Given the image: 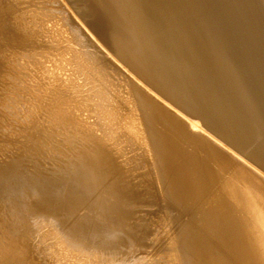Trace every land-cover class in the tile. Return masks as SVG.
Wrapping results in <instances>:
<instances>
[{"label":"bare ground","instance_id":"1","mask_svg":"<svg viewBox=\"0 0 264 264\" xmlns=\"http://www.w3.org/2000/svg\"><path fill=\"white\" fill-rule=\"evenodd\" d=\"M251 3L0 0V220L40 263L264 264Z\"/></svg>","mask_w":264,"mask_h":264},{"label":"rangeland","instance_id":"2","mask_svg":"<svg viewBox=\"0 0 264 264\" xmlns=\"http://www.w3.org/2000/svg\"><path fill=\"white\" fill-rule=\"evenodd\" d=\"M262 1V2H261ZM257 0V2L253 3V0H247V2H252L253 10L256 12L254 13V17L256 18V25L258 27L259 33L261 35L264 33V20H263V14L261 8L264 10V0ZM264 37V34H263ZM155 97V96H154ZM157 100L162 102L160 99L155 97ZM62 124V123H61ZM39 128L40 127H45L47 125V122L43 117H41V113L39 111ZM203 135H207L204 132H201ZM121 145V144H120ZM123 146V144H122ZM224 151H226L225 147H222ZM227 152V151H226ZM231 157H234L236 159V154H232ZM240 160V159H239ZM97 162L96 160H94ZM98 163V162H97ZM97 163H95L97 165ZM240 163L243 164L244 166L246 165L250 169L254 170L252 166L247 164L246 161L240 160ZM99 170H102L101 167H98ZM190 178H192V171H188L187 174ZM102 181L101 177H98V175L95 176V179L93 181L96 182L95 184H99V182ZM217 193L218 190H214L210 193H207L208 195L204 196V199H208L210 201H213L217 198ZM3 221V222H2ZM5 225V230L0 231V235L3 237V244L0 246V252L1 251H6L8 252L7 255V262L6 264H45V263H40L36 255L32 253L33 248H34V241L32 239H26L25 236H19L21 229H19L18 224H12L10 220L2 219L0 220V227L2 224ZM16 227H15V226ZM15 227V228H14ZM177 254V253H176ZM175 254V256H176ZM30 257V259H29Z\"/></svg>","mask_w":264,"mask_h":264}]
</instances>
